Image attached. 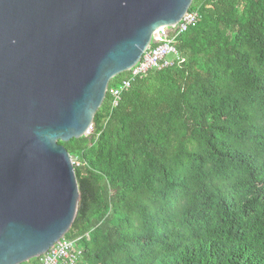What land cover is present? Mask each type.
Returning a JSON list of instances; mask_svg holds the SVG:
<instances>
[{"label": "trees", "instance_id": "1", "mask_svg": "<svg viewBox=\"0 0 264 264\" xmlns=\"http://www.w3.org/2000/svg\"><path fill=\"white\" fill-rule=\"evenodd\" d=\"M191 10L181 59L114 106L116 75L95 132L60 140L80 160L76 264H264V0Z\"/></svg>", "mask_w": 264, "mask_h": 264}, {"label": "water", "instance_id": "2", "mask_svg": "<svg viewBox=\"0 0 264 264\" xmlns=\"http://www.w3.org/2000/svg\"><path fill=\"white\" fill-rule=\"evenodd\" d=\"M194 0H0V264L40 257L81 198L60 142L94 123L111 80Z\"/></svg>", "mask_w": 264, "mask_h": 264}, {"label": "built area", "instance_id": "3", "mask_svg": "<svg viewBox=\"0 0 264 264\" xmlns=\"http://www.w3.org/2000/svg\"><path fill=\"white\" fill-rule=\"evenodd\" d=\"M198 12L189 10L183 18L175 25L163 26L154 34L152 44L144 53L143 58L132 69L129 76L117 86L111 88L113 105H118L121 93L128 88L132 81L147 73L152 68H162L174 63V59H181V55L174 43L175 36L185 32L198 19ZM95 132L94 123L86 131L87 135ZM75 165L80 164L78 157L72 156ZM83 254V248L77 239L62 237L41 258L43 264H76Z\"/></svg>", "mask_w": 264, "mask_h": 264}]
</instances>
